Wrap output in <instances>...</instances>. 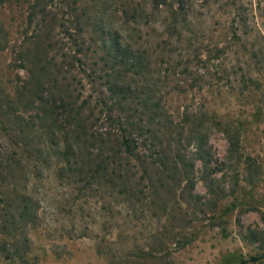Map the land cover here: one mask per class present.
<instances>
[{"label":"rangeland","instance_id":"1","mask_svg":"<svg viewBox=\"0 0 264 264\" xmlns=\"http://www.w3.org/2000/svg\"><path fill=\"white\" fill-rule=\"evenodd\" d=\"M1 1L3 100L21 88L31 60L42 66L59 50L57 30L39 47L31 41L30 0ZM80 1L106 32L119 30L146 55L164 130L174 137L179 122L182 138L205 133L203 159H194L192 188L177 177L157 189L146 179L110 187L56 171L55 157L47 163L45 129L31 135L30 155L19 153L1 117L0 221L24 185L37 218L0 227V243L14 244L10 255L0 248V264H264V0H184L172 30L170 10L150 0ZM123 6L140 10L136 22L126 23ZM242 18L247 24L238 27ZM55 67L38 76L58 89ZM5 118L14 128V117ZM229 129L239 137L232 152ZM185 149L194 156V143Z\"/></svg>","mask_w":264,"mask_h":264},{"label":"trees","instance_id":"2","mask_svg":"<svg viewBox=\"0 0 264 264\" xmlns=\"http://www.w3.org/2000/svg\"><path fill=\"white\" fill-rule=\"evenodd\" d=\"M150 1L154 9L166 6L170 10L169 27L175 29L184 0ZM120 11L126 23L136 22L140 16L138 8L123 6ZM25 16L27 27H33L30 39L34 46L50 41L57 30L59 52L46 57L42 66L31 60L21 88L0 100L3 130L6 137L16 140L13 147L30 155L31 135L45 129V135L50 136L44 144L46 162L50 164L55 157L56 171L84 174L86 181L103 180L110 187L120 181L129 189L127 185L134 179L140 184L146 179L149 188L157 189L177 177L184 179L185 188H192L194 159H203L207 136L198 131L182 138L183 124L175 121L174 137L164 130L165 106L146 82L149 71L141 49L121 39L117 29L106 32L102 19L93 20L90 9L80 0H30ZM246 24L242 18L237 26ZM46 46L50 48V43ZM57 59L61 62L55 67ZM54 67V82L61 85L58 89L38 76ZM11 115L14 128L5 118ZM7 129L11 130L9 135ZM226 131L232 152L239 137L232 129ZM190 143L195 145L194 156L185 149ZM15 161L20 162V158ZM22 190L18 204L8 206L12 210H6L10 214L0 221V227L14 229L36 220L27 185ZM13 246L0 243L9 255Z\"/></svg>","mask_w":264,"mask_h":264}]
</instances>
